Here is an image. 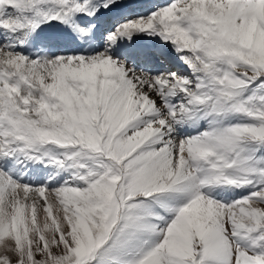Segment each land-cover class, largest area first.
I'll return each instance as SVG.
<instances>
[{"label":"snow or ice","instance_id":"6c2138e0","mask_svg":"<svg viewBox=\"0 0 264 264\" xmlns=\"http://www.w3.org/2000/svg\"><path fill=\"white\" fill-rule=\"evenodd\" d=\"M0 264H264V0H0Z\"/></svg>","mask_w":264,"mask_h":264}]
</instances>
